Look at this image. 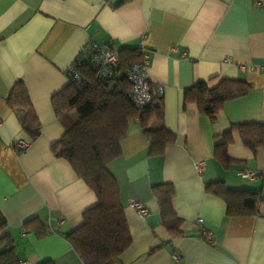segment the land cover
<instances>
[{"label":"crops","instance_id":"1","mask_svg":"<svg viewBox=\"0 0 264 264\" xmlns=\"http://www.w3.org/2000/svg\"><path fill=\"white\" fill-rule=\"evenodd\" d=\"M0 0V212L19 260L27 264H84L66 236L98 202L95 192L51 145L65 131L51 99L69 83L67 68L82 45L93 40L134 62L149 56L148 75L165 88L164 126L175 135L161 154L139 119L132 120L121 154L109 164L117 180L130 246L122 264H264V202L258 214L228 216L225 201L206 186L223 182L233 191L264 192V146L241 140L236 124L264 122V0ZM129 59V58H128ZM222 79L247 81L251 91L225 102L212 122L184 91L215 87ZM27 87L41 123L31 140L19 113L7 106L18 81ZM20 111V110H19ZM150 124L156 125L152 118ZM232 130L231 140L226 132ZM28 147L19 152L17 140ZM205 162L199 174L197 162ZM258 172L245 178L239 171ZM172 184L173 208L183 236L169 233L152 187ZM136 199L147 214L131 206ZM213 232L208 244L198 219ZM47 229L38 237L25 224Z\"/></svg>","mask_w":264,"mask_h":264},{"label":"trees","instance_id":"2","mask_svg":"<svg viewBox=\"0 0 264 264\" xmlns=\"http://www.w3.org/2000/svg\"><path fill=\"white\" fill-rule=\"evenodd\" d=\"M126 1L119 0L115 6ZM133 60L130 57L121 59L120 55L117 74L110 80L98 78L92 69L83 65L80 67L84 79L82 84L77 86L69 82L51 99L54 112L65 127L62 136L51 145V150L71 164L98 200L95 206L83 213L82 225L66 236L84 264H122L120 256L132 241L119 185L109 170V164L121 154V142L127 135L129 123L139 119L157 154H161L175 140V135L163 123V98L155 99L143 110L132 104L130 84L124 72L127 65L134 63ZM251 89L252 86L245 80L222 79L212 88L207 85L187 88L184 99L195 102L199 111L213 122L225 102L243 97ZM6 103L12 110L21 112V126L31 140H35L40 135L41 123L22 80L14 84ZM152 118L156 119V125L150 124ZM233 127L239 131L242 142L249 149L255 151L264 146V122L236 124ZM231 133L232 130L225 133L227 139L222 146L231 140ZM152 191L159 201L166 230L174 236L185 235L181 229L182 219L173 208V185L161 183L154 185ZM206 191L225 201L228 216L258 214V205L264 202L263 191H233L221 181L208 184ZM6 227L7 221L0 212V264H20L11 236L2 233ZM25 228L35 231L38 237L47 234L45 226L36 219L27 221ZM42 264L54 263L46 261Z\"/></svg>","mask_w":264,"mask_h":264},{"label":"built area","instance_id":"3","mask_svg":"<svg viewBox=\"0 0 264 264\" xmlns=\"http://www.w3.org/2000/svg\"><path fill=\"white\" fill-rule=\"evenodd\" d=\"M148 59L149 56L144 54L142 59L138 62L131 63L125 68V77L130 84L129 97L132 104L138 109L143 110L151 105L155 99L163 98L165 88L161 84L153 83L148 75ZM119 50L111 46L98 45L93 40L87 41L80 48L78 54L67 68V76L69 82L81 85L83 76L80 72V67L88 66L100 79L115 78L116 69L120 65ZM264 73V65L255 67ZM3 119L0 116V125ZM29 145V142L23 139L17 140L16 146L18 150L24 151ZM195 168L199 174H202L205 169V162L200 161L195 164ZM238 174L245 178H255L258 172L245 170L239 171ZM131 206L135 209L137 214L144 217L147 214L145 205L136 199L130 201ZM198 224L200 232L204 236L208 244H213L214 234L204 227V220L199 218ZM20 264H27L25 260H20Z\"/></svg>","mask_w":264,"mask_h":264}]
</instances>
